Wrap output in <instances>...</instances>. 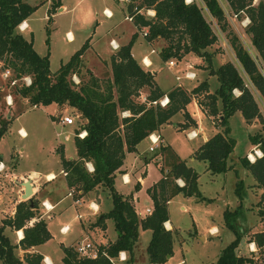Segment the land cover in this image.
I'll list each match as a JSON object with an SVG mask.
<instances>
[{"label": "trees", "instance_id": "16d2710c", "mask_svg": "<svg viewBox=\"0 0 264 264\" xmlns=\"http://www.w3.org/2000/svg\"><path fill=\"white\" fill-rule=\"evenodd\" d=\"M60 1L48 0L47 24L50 15L61 5ZM223 1L224 6L219 0H127L124 3L125 13L131 18L136 31L110 56L111 76L97 78L84 70L87 79L82 78L75 85L71 76L81 78L80 56L87 47V40L54 72H50L48 52L37 54L31 39L26 40L16 30L45 0L33 4L25 0H0V63L2 71L8 69L10 72L8 81L28 76L29 84L18 82L12 85L28 105L65 104L84 119L72 136L75 156L68 158L61 150L57 152L66 188L73 193L80 191L77 193L80 196L103 190L111 200V207L97 215L92 225L104 229L105 219L111 218L116 238L106 244H96L94 256L82 255L72 245H62L60 262L51 264H114L111 260L122 251L128 253L131 259L139 235L138 228L151 233L145 248L148 264H164L166 256H172L173 231L163 226L168 220L166 205L177 193L208 202L210 199L198 190V173L178 158L169 146L159 143L156 154L164 155L169 168L164 172L160 166L161 178L146 189L152 200V210L141 219L134 212L131 201L115 190L114 176L123 163L125 152H133L142 139L170 124L172 115L181 112L183 122L174 125L178 130L196 126V121L186 111L192 97L202 96L196 102L199 109L205 117L217 120L220 127L191 155L204 162L206 171L211 174L224 173L231 168L228 156L234 148L235 139L230 135L228 118L238 112L246 122L259 120L261 131L250 136V142L260 151L261 157L250 162L243 155L239 161L243 169L252 175L254 185L264 193V0ZM148 10L154 14L148 15ZM228 13L238 20L242 16L248 20L243 28L254 55L232 30L227 29ZM207 18L214 20L218 29L226 31L234 57L216 67L211 64L213 53L207 49L216 41V35ZM138 32L148 43L157 38L165 42L158 51L163 62L180 60L187 53L199 57L205 61L208 75H213L218 85L210 91L207 79H203L188 91L181 85L163 91L156 84L154 74L141 68L131 54L130 48ZM142 88L146 89V93L141 96ZM163 97L167 101L161 106L158 100ZM152 101L156 102L153 104ZM124 112L128 115L123 116ZM7 125L8 120H0V138ZM79 132H84L82 137L77 135ZM176 179H180L183 185H178ZM242 184V180L238 181L234 189L237 205L232 210L224 209L222 215L224 226L232 230L235 237L223 247L214 264H257V251L246 256L236 254V247L242 238L241 230L235 223L245 196L241 192ZM39 201L34 195L20 199L14 204L11 215L0 218L2 264H43L38 251L27 250L50 236L46 220L37 212ZM258 210L263 220L264 206ZM4 226L21 229L17 242L9 240L3 232ZM248 242L257 249L264 248V231L251 233ZM16 247L23 250L21 256L15 254Z\"/></svg>", "mask_w": 264, "mask_h": 264}, {"label": "rangeland", "instance_id": "374dc122", "mask_svg": "<svg viewBox=\"0 0 264 264\" xmlns=\"http://www.w3.org/2000/svg\"><path fill=\"white\" fill-rule=\"evenodd\" d=\"M25 1L29 4L34 2V0ZM219 1L222 6L225 5L223 0ZM63 4L66 7V11L53 13L50 24H47L45 20V11L48 4L43 3L38 6L29 18V29L23 33L29 40V30L32 32V47L37 54L43 55L48 49L50 72L56 70L60 61H66L69 54L89 34L92 35L90 42L93 43V50L98 51L102 57L107 59L113 52L111 39L114 38L118 43H126L128 41L133 26L131 22L124 18L121 11L123 4L121 0H64ZM112 7L116 10L110 17L104 13V9H111ZM207 20L216 35V41L207 47L213 53L211 64L216 67L225 60H233L234 57L228 43L226 31L218 29L215 21L211 18H207ZM226 21L227 29L232 30L244 47L253 54V48L250 46L248 35L243 28L248 21L246 17L242 16L238 20L228 13ZM46 28H48L47 31L45 30ZM16 30L19 31L18 28ZM66 31L71 33L70 40L66 37ZM19 33L21 32L19 31ZM46 39L47 42H45ZM140 40L133 47L137 57L140 51L148 53L150 47L155 49L158 54L159 48L165 45V42L159 38L153 40L151 42L152 45L149 47L143 40ZM151 55L153 57L156 56V54ZM183 58L184 60L180 59L181 61L172 59L174 65L167 66V62L154 57L156 62L154 67H160V74L157 76L159 85L167 89L170 82H176L174 76L179 75V85L188 91L193 86H196V83L200 82L203 76L206 75L205 79L208 81L209 89L213 91L218 84L213 75H208L205 61L203 62L192 53H187ZM84 62L87 66L91 65V67L94 66L95 68H100L101 66L93 51L85 53ZM186 70H191L197 75L195 74L193 79L185 80L182 76ZM2 72L0 63V120H8L7 129L0 138V163L2 165L0 171L1 204H11L14 199L18 198L17 193H22V181L19 183L11 180L12 174L17 175L18 172L35 169L38 173L40 172L38 181L41 186L40 190L35 193L40 197V201L37 203V212L41 213L46 220V227L50 234L43 246L51 250H60L62 245H68L75 240L79 241L84 238L95 243L92 238L95 237V234L90 232L89 236H87L84 226L91 221L93 222L97 215L111 207L110 196H108L106 191L101 190L99 191V196L97 195L100 198V202H96V196L90 191L87 194L78 195L80 196V204H73L72 196L65 193L64 180L59 173L60 165L57 154L61 150L65 157L68 156L69 158L71 157L69 155H74L75 149L72 136L73 132L81 125L82 118L77 115L73 108L65 104L61 106L49 104L39 107L28 105L26 100L20 97L14 87L8 83V79L3 76ZM96 72L98 71L96 70ZM106 74L109 73L102 72V75ZM81 78L87 79L84 71H82ZM71 81L74 84L76 78L71 76ZM201 98L202 96L200 95L192 97L186 106V111L196 121V126L198 123L196 129L201 127L204 134L208 137L211 134V131L210 133L208 131L209 128L214 126L216 130H219L220 127L217 120L205 117L204 113L199 109L196 102ZM179 115L175 119L183 121L181 112H179ZM63 116L71 117L72 124H61L59 119ZM228 120L230 135L235 139V145L228 156V163L231 168L224 173L211 174L208 170L206 171L204 162L196 159L191 160L187 156L191 147H194L202 140L200 136L194 139L187 137L188 131L195 130L194 128L187 132L184 130L181 132L178 129L175 131L174 122H171L164 131V136L186 159V164L190 165L198 173L197 187L200 194L210 199L208 202H204L198 201L192 196L185 197L182 194H177L169 201L167 211L171 226H174L172 228L173 253L171 257L166 258L164 264H214L223 247L235 237L232 230L224 226L222 215L224 209L232 210L237 205L238 200L234 189L236 183L240 180L243 182L241 192L245 193V196L242 201V210L235 220L237 227L242 233V238L236 247V254L246 256L252 253L247 250L249 249L247 247L248 237L251 233L264 231V219L260 218L258 210L264 206V193L254 185L252 175L243 169L239 161L243 155H246L254 147L250 142V136L261 131V124L256 119L246 122L238 112L231 115ZM22 131L24 135H22ZM149 146L150 140L147 138V140L140 143V152L150 153L147 150ZM157 151L158 148L153 151L154 155L164 172H166L169 167L165 163L164 155L161 154L158 157ZM132 157H134V154L130 152L125 157L127 163L131 162ZM47 172L53 174V180L44 178V174ZM157 176L158 168L154 163H151L147 168V179L144 181L142 188L137 191L138 201L135 203L136 210L143 215L145 207L149 205V198L145 193V188L152 184ZM121 182V176H117L116 188L124 193L130 185H123ZM35 194L31 196H36ZM47 199L51 201L50 204L53 203L51 206L48 204L49 201ZM91 201L99 206L98 211H96V207L92 211L90 208ZM76 213L80 214L79 218ZM1 214L3 217L7 216V213L2 212ZM106 223L107 236L113 240L116 235L113 221L108 218ZM63 225L66 226L65 231L61 229ZM212 226L215 227V230L212 228L213 231L209 230ZM138 232V239L132 249V259H128L129 255L127 253L126 260H124L125 256L123 258L117 257L113 259L114 264H148V255L145 248L151 233L148 230H141V228H138ZM201 234L206 236L207 239L204 240ZM8 236L10 238L13 237L10 233ZM75 244H72V246L75 247ZM256 251V257H258L256 263L259 264V261L264 257V248H255L254 252ZM0 264H2L1 261Z\"/></svg>", "mask_w": 264, "mask_h": 264}, {"label": "crops", "instance_id": "0c3cea01", "mask_svg": "<svg viewBox=\"0 0 264 264\" xmlns=\"http://www.w3.org/2000/svg\"><path fill=\"white\" fill-rule=\"evenodd\" d=\"M38 1H40V0H34V2L33 3H37ZM63 1L64 0H61L60 1V3H61V5L59 6V9H56L55 10V12L54 13H58V12H63L64 10L66 11V7H65V5L63 4ZM44 4H48V1H45L44 2ZM42 5V4H41ZM46 10H47V8H46ZM116 9L114 8V7H112L111 9H108V8H106V9H104V13L105 14H107L108 16H110V17H112L111 15L113 14V12L115 11ZM121 11H122V13H123V15H124V18H126L127 16H126V14L127 13H125V5H124V2H123V4H122V6H121ZM32 14V13H31ZM31 14L26 18V19H24L18 26H17V28H18V30L21 32V34H22V36L26 39V40H28L24 35H23V33L24 32H26L28 29H29V18H30V16H31ZM52 15V14H51ZM50 15V22L48 23V24H50L51 22H52V16ZM45 17H46V11H45ZM47 18V17H46ZM46 20V19H45ZM127 21H129V20H127ZM129 22H131V20L129 21ZM131 24H132V22H131ZM132 26H133V24H132ZM47 30H48V28H47ZM136 30H135V27L133 26V30H132V32H131V35L135 32ZM66 33V37H67V39L68 40H70L71 39V33L69 32V31H66L65 32ZM140 33V32H139ZM138 33V36L136 37V39L134 40V42H133V44H132V46H131V48H130V50H131V54H132V56H133V58L136 60V62L140 65V67L141 68H143V69H145V70H148V71H151L153 74H154V80H155V82H156V84L157 85H159V82H158V80H157V76H158V74H160V67L159 68H157V67H154V65L156 64V62H155V60H154V57H155V59H160L159 58V56H158V54H157V51H155V49H154V52H151V49H153L152 47H150L149 48V52L148 53H145V52H142V51H140L139 52V54H138V57L135 55V52H134V50H133V47H134V45H135V43L137 42V41H139L140 39L141 40H143L144 41V43L149 47V46H151L152 45V43L151 42H147L143 37H142V35H141V33L139 34ZM31 34H32V32L29 30V37H30V39H31V41H32V36H31ZM131 35H130V37H131ZM91 37H92V35H87L84 39H83V41L80 43V45L75 49V50H77L80 46H81V44L85 41V40H87V47H86V49L83 51V53L81 54V56H80V59H81V74H82V71H84V70H88L89 71V73L90 74H92V76H94V77H97V78H102V77H110L111 76V69H110V63H109V59H110V56L111 55H113V53L116 51V49L119 47V46H121V45H124V44H126L128 41H129V39H130V37H129V39H128V41L126 42V43H118L114 38V40L113 39H111V42H112V50H113V52L110 54V56H109V58L107 59V58H104V57H102L99 53H98V51H94L93 50V43L92 42H90V40H91ZM140 40V41H141ZM75 50H73L70 54H69V56L75 51ZM47 52H48V49L46 50ZM89 51H93L94 53H95V56H96V58H97V61L101 64V66H100V68L98 67V68H95L94 66H92L91 67V65H89V66H87L86 65V63L84 62V58H85V53H87V52H89ZM151 54H156V56H152ZM44 55V54H43ZM69 56H68V58H69ZM67 58V59H68ZM143 58H146L145 59V64L143 63V61H142V59ZM181 60H184V58H182ZM181 60H179V61H181ZM65 62V61H64ZM60 63H63L62 61H60L59 63H58V66H59V64ZM57 66V67H58ZM103 70H102V69ZM57 69V68H56ZM96 70L98 71V72H96ZM102 70V71H101ZM187 71V70H186ZM102 72H104V73H109V74H106V75H102ZM185 73V72H184ZM80 74V75H81ZM194 74H196L195 72H194ZM197 75V74H196ZM72 77H74V78H76V82H74V84L75 85H77L78 84V82H79V80L80 79H82V78H80V77H78V76H76V75H72ZM202 77V76H201ZM205 77H206V75L205 76H203V78L200 80V81H202L203 79H205ZM80 78V79H79ZM195 78V77H194ZM84 79V78H83ZM82 79V80H83ZM197 83H199V82H197ZM196 83V84H197ZM176 85V82H170L169 83V86H168V88L167 89H164L163 87H161V85H159V87L163 90V91H168L169 90V88H171V87H173V86H175ZM146 93V89L145 88H142L141 90H140V94H141V96L143 95V94H145ZM77 115H79L78 113H77ZM122 115L123 116H125V115H128V113L127 112H124V113H122ZM176 116H180L179 115V112H177L176 114H174V115H172L171 117H170V121L169 122H174L173 123V126L176 124L175 122H180V123H182L183 121L181 120V119H175V118H177ZM84 123V119L82 118V123L81 124H83ZM66 125H71V124H66ZM168 125H170V124H168ZM168 125H163L162 127H160V129L155 133V134H158L159 135V138H160V143L163 145V146H169V148H171L172 149V152H174V154L178 157V158H180V159H182V160H184L185 161V163H186V159L185 158H183L182 156H181V154H180V152L178 151V149L175 147V146H173V144L171 143V142H169V140H167V138L164 136V131H165V129H166V127L168 126ZM197 126H198V123H197ZM197 126L196 127H188V129H184V131H188V130H190V129H192V128H194L195 129V131L197 132V135L194 137V138H196V137H198V136H200L201 137V141L199 142V143H197L194 147H191V149L189 150V154H187V156L191 159V160H194V157H192L191 155H192V153H193V151L201 144V143H203V142H205L206 141V138H207V135H205L204 134V132H203V130H202V128L200 127V128H198V129H196L197 128ZM174 130L176 131L177 130V128L176 127H174ZM214 130V131H213ZM179 131H183V130H179ZM209 133H210V131H211V134H213L214 132H216L217 130L214 128V126L212 127V128H209ZM213 131V132H212ZM22 133V135H24V132L22 131L21 132ZM210 134V135H211ZM209 135V136H210ZM208 136V137H209ZM194 138H191V139H194ZM144 140H147V138H144V139H142L137 145H136V147H135V149H134V151L132 152V154H134V157H132V160H131V162L130 163H127V161H126V159H125V157L130 153V152H125V154H124V157H123V163H122V165L119 167V169H118V171H116V173H115V176H114V188H115V190L116 191H118L123 197H125V198H128L130 201H131V203H132V205H133V208H134V212L138 215V217L141 219V218H143L144 216H146V215H148V214H150V213H146V210H149V211H151L152 210V200H151V198L149 197V195H148V198H149V205L147 206V207H145V209H144V215L143 214H141L139 211H137L136 210V206H135V203L138 201V195H137V191H139L141 188H142V186H143V184H144V181L147 179V177H146V172H147V168H148V166H150L151 165V163H154L156 166H157V168H158V176H157V178H156V180H154L153 182H152V184H150L148 187H146L145 188V193H146V189H148V188H150L151 186H153V184L154 183H156L161 177V174H160V172H159V167H160V164H159V162H158V159L156 158V156L154 155V152L153 151H155V150H153L152 152H150V151H148V152H150V153H148V154H145L144 152H140V150H139V145H140V143H142ZM191 141V140H190ZM20 150H21V148H20ZM148 150V149H147ZM160 155L161 154H157V156L158 157H160ZM69 156H71V157H69V158H73L74 156H75V150H74V155H69ZM68 157V156H67ZM137 158V159H136ZM187 165V164H186ZM87 166H89V164H87ZM188 166V165H187ZM190 166V165H189ZM188 166V167H189ZM191 167V166H190ZM40 173V172H39ZM38 173V171L37 170H35V169H28V170H26V171H21V172H18L17 173V175H15V174H12V176H14L16 179H21V178H28V177H30L32 180H31V188H32V192H33V194H35V193H37L38 192V190H40V188H41V186H40V182L38 181L39 180V178H40V174ZM59 173H60V167H59ZM61 174V173H60ZM61 176H62V174H61ZM117 176H121V178H122V184L123 185H130V187L127 189V190H125V192L123 193V192H121L120 190H118V188H116V177ZM63 177V176H62ZM34 178H35V180H34ZM44 178L46 179V180H53V174L52 173H50V172H47V173H45L44 174ZM199 178V177H198ZM37 180V181H36ZM64 180V179H63ZM17 182H19L20 183V181H17ZM65 184V183H64ZM197 185H198V179H197ZM65 190H66V192L65 193H67L68 192V189L66 188V186H65ZM93 192V191H92ZM94 193V195L96 196V202H100V198H98L97 197V195L99 196V192L97 193L96 191L95 192H93ZM20 194H21V192L20 193H17V196H18V198H16V199H14V201L10 204V203H4L3 205L1 204L2 203V200H1V193H0V216H2L3 217V215L1 214L2 212H4V213H7V215H11L12 213H13V210H14V204L18 201V200H20L21 199V197H20ZM85 194H87V193H85ZM177 194H181V193H177ZM176 194V195H177ZM36 196H35V198L36 199H40V197H38L37 196V194H35ZM146 195H147V193H146ZM183 195V194H182ZM175 196V195H174ZM186 197V196H185ZM193 197V196H192ZM195 198V197H194ZM206 198V197H205ZM171 200V199H170ZM169 200V201H170ZM47 201H49V203H51V201L49 200V199H47ZM169 201L167 202V205H166V210H167V206H168V204H169ZM92 203H94L95 204V207H96V211H98L99 210V206L95 203V202H93V201H91ZM53 204V203H52ZM92 211H94V210H92ZM107 210H105V212H106ZM167 213H168V211H167ZM79 218V217H78ZM104 224H105V228L104 229H101L99 226H96V225H92V221L90 222V223H87V224H85V226H84V231H85V234H87V236H89L88 234H90V232H93L94 234H95V237H92L93 238V240L95 241V243L96 244H98V243H101V244H106L108 241H113L115 238H116V235H115V238L113 239V240H111L110 238H108V236H107V233H106V229H107V223H106V219H105V221H104ZM63 226H65V225H63ZM163 226L165 227V229H167V230H170V231H172V228L174 227V226H171V222H170V219H169V213H168V220L166 221V222H164L163 223ZM212 228L215 230V227L214 226H212V227H210L209 228V230H211V231H213L212 230ZM142 230V229H141ZM149 231V230H148ZM3 232L8 236L9 235V233L13 236L12 238H10L9 236H8V238H9V240L12 242V243H15V242H17L18 241V239H19V237L21 236V229H13V228H11V227H9V226H4V228H3ZM202 235V234H201ZM203 237H204V240H206L207 239V237L206 236H204V235H202ZM47 241V239L44 241V242H42V243H39V244H37V245H34V246H32V247H30V248H28L27 250H36V251H38L41 255H42V263L43 264H51V263H58V262H60V259H61V256H62V250L60 249V250H51V249H47V247H45V246H43L44 245V243ZM76 241V240H75ZM75 241H73L71 244H68V245H72V244H74V243H76ZM248 244H252L251 242H247V245ZM252 246L254 247V245L252 244ZM249 248V247H248ZM255 248V247H254ZM248 250V252L250 251V252H253L252 250L253 249H247ZM18 251V252H17ZM14 252H15V254L16 255H18V256H21V254H22V252H23V250L22 249H20L19 247H16V248H14ZM121 255H123V256H125V258H124V260H126V255H127V253L125 252V251H122L121 252ZM129 259V258H128ZM131 259H132V257H131ZM131 259H129V260H131ZM119 260V259H118ZM117 260V261H118ZM175 264H177V263H175Z\"/></svg>", "mask_w": 264, "mask_h": 264}, {"label": "built area", "instance_id": "2783aa9c", "mask_svg": "<svg viewBox=\"0 0 264 264\" xmlns=\"http://www.w3.org/2000/svg\"><path fill=\"white\" fill-rule=\"evenodd\" d=\"M121 1H122V3H123V2H126L127 0H121ZM146 13H147L148 15H153V14H154L151 10L146 11ZM126 19L130 21L131 18L126 17ZM151 52H154V49H151ZM145 59H146V58H143V59H142V61H143L144 64H145ZM173 65H174V61H173L172 59H169V60L167 61V66H173ZM2 74H3V76H4L5 78H8V77L10 76V72H9L8 69H4L3 72H2ZM194 77H195V74H194V72L191 71V70H187V71L183 74V76H182V78L185 79V80H187V79H193ZM174 79H175V81H176V85H179L180 76H179V75H175V76H174ZM18 82H21V83L27 85V84H29L30 79H29L28 76H23V77H21V78H13V79L10 80L9 83H10L11 85H15V84H17ZM7 98H9V96H7ZM166 101H167V99H166L165 97H163V98H161V99L158 100V103H159L161 106H164V105L166 104ZM155 102H156V101H152L153 104H154ZM59 122H60L61 124H72V118L69 117V116H63V117H61V118L59 119ZM83 134H84V132H79L77 135H78L79 137H82ZM196 135H197V132H196L195 130H193V129L190 130V131H188V133H187V137H188V138H194ZM147 138H148V140H150V146L148 147V151L152 152L153 150H155V149H157V148L159 147L160 140H159V135H158V134L152 133V134L149 135ZM245 156H247V158H248V160H249L250 162H253L256 158L261 157V153H260V151L257 149V147L254 146V147L251 149V151H249V152L246 153ZM87 168H88L89 170H91V166H90V165H89V167L87 166ZM1 169H2V165H1V163H0V171H1ZM60 173L63 175V173H62L61 171H60ZM26 179H30V182H31V180H32L30 177H28V178L25 177V178H21V179H16L14 176L11 177V180H13V181H25ZM176 183H177L178 185H180V186L183 185V182H182L180 179H176ZM77 193H80V191H78ZM77 193H73L71 190H69V191L66 193V194H69V195L72 196V202H73V204H80V196H78ZM76 195H77V196H76ZM48 204H49L50 206L52 205V204H50V203H48ZM90 208H91L92 210H95V205H94V203H92V202L90 203ZM146 213H150V211H149V210H146ZM41 215H42V214H41ZM76 216H77V217H80V214H79V213H76ZM61 229H62L63 231H65V230H66V226H62ZM252 244H253V243H252ZM252 244H248L247 247H249L250 249H253L252 251L254 252V251H255V248L252 246ZM74 248H75V250H76L78 253H80V254H82V255H86V256H94V255L96 254V251H97L96 243H94V242H92V241H90V240H86V238L77 241L76 244H75V247H74ZM103 253H104V252H103ZM118 257L123 258L124 256H122V255H121V252H120V253L118 254ZM111 261H113V260H111ZM177 264H178V263H177ZM259 264H264V257L259 261Z\"/></svg>", "mask_w": 264, "mask_h": 264}, {"label": "water", "instance_id": "95a60500", "mask_svg": "<svg viewBox=\"0 0 264 264\" xmlns=\"http://www.w3.org/2000/svg\"><path fill=\"white\" fill-rule=\"evenodd\" d=\"M57 9H59V7ZM21 186H22V193L20 194V197L22 199L29 198L33 194L30 179H26L25 181H22ZM166 258H169V255H167Z\"/></svg>", "mask_w": 264, "mask_h": 264}]
</instances>
